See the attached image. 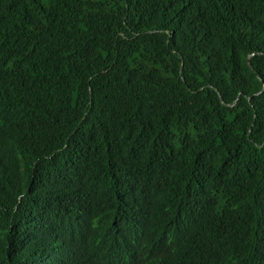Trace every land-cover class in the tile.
<instances>
[{"label":"trees","instance_id":"trees-1","mask_svg":"<svg viewBox=\"0 0 264 264\" xmlns=\"http://www.w3.org/2000/svg\"><path fill=\"white\" fill-rule=\"evenodd\" d=\"M0 264H264V0H0Z\"/></svg>","mask_w":264,"mask_h":264}]
</instances>
